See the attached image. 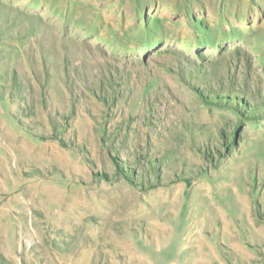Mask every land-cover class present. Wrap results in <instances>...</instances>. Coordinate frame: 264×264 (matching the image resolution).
Instances as JSON below:
<instances>
[{
  "label": "rangeland",
  "instance_id": "rangeland-1",
  "mask_svg": "<svg viewBox=\"0 0 264 264\" xmlns=\"http://www.w3.org/2000/svg\"><path fill=\"white\" fill-rule=\"evenodd\" d=\"M97 3L0 0V264H264V0Z\"/></svg>",
  "mask_w": 264,
  "mask_h": 264
},
{
  "label": "crops",
  "instance_id": "crops-1",
  "mask_svg": "<svg viewBox=\"0 0 264 264\" xmlns=\"http://www.w3.org/2000/svg\"><path fill=\"white\" fill-rule=\"evenodd\" d=\"M99 1L102 3V0H99ZM108 1H109V4H108ZM112 2H113V0H104V4L97 3L93 7L95 8V11L98 10L99 12H101L102 9H109V8L114 10L116 7L110 6V4H112ZM112 5H114V3ZM96 22H97V25H95V26L98 28H101V27L105 26V24H106L104 18H98ZM106 26H109V24H107Z\"/></svg>",
  "mask_w": 264,
  "mask_h": 264
},
{
  "label": "bare ground",
  "instance_id": "bare-ground-1",
  "mask_svg": "<svg viewBox=\"0 0 264 264\" xmlns=\"http://www.w3.org/2000/svg\"><path fill=\"white\" fill-rule=\"evenodd\" d=\"M35 154H36V151L33 152V158H34V159H35ZM35 160H36V159H35ZM0 170H1V172L4 173V171H2L3 169H0ZM121 206H122V205H121ZM140 217H141V216H140ZM139 219H140V218H139ZM161 225H162V224L159 225L160 228H161ZM162 229H163V228H162ZM164 229L166 230V228H164ZM167 230H168V228H167ZM164 233H165V232H164Z\"/></svg>",
  "mask_w": 264,
  "mask_h": 264
}]
</instances>
